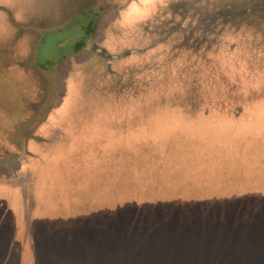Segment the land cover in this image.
<instances>
[{
  "label": "rangeland",
  "instance_id": "rangeland-1",
  "mask_svg": "<svg viewBox=\"0 0 264 264\" xmlns=\"http://www.w3.org/2000/svg\"><path fill=\"white\" fill-rule=\"evenodd\" d=\"M169 123L225 141L238 204L107 188ZM163 171V191L217 180ZM0 264H264V0H0Z\"/></svg>",
  "mask_w": 264,
  "mask_h": 264
},
{
  "label": "trees",
  "instance_id": "trees-1",
  "mask_svg": "<svg viewBox=\"0 0 264 264\" xmlns=\"http://www.w3.org/2000/svg\"><path fill=\"white\" fill-rule=\"evenodd\" d=\"M148 68L149 66L147 65L145 71H147ZM145 71L138 77L139 82H141L143 85L148 84V73ZM144 74H146V76H144ZM173 76L174 82L177 81L178 73H174ZM107 77L108 80H112V82H115V79H120L119 76H116L114 79L111 77V75H107ZM143 85H140L141 89L138 90L141 91L142 89H144ZM114 97L115 96H112V94L104 93L92 100H81L86 104L85 106H90L89 103L91 104L92 107L87 108L95 109L96 107H98V105L101 106L108 104L116 106V104H118L116 100H118L119 98H115V100L113 99ZM139 98L140 101H138L137 104L142 117H146L151 114L154 115L156 101H153L154 99L150 100L149 97H147V100L142 99V96H140ZM87 113H89V110L86 111L83 115H86ZM167 126L168 130H166V128L161 129V131H163V135L157 136L161 131L156 132L155 134H153V137L149 139V141L153 143L148 147V150L152 151L151 149H153V151H155L159 148V150L161 151L159 153H156V156L148 155L146 157H142L138 153L137 157L133 161L135 169L133 174H131L130 172V162H128V158L130 157L129 152L127 150H124L123 148L122 150L117 151L118 160L115 164V167H113L115 168V173L112 174L113 180H109L107 182V188L116 190L118 194H123V190L125 189V181L121 179L130 178L129 180L135 179L134 185L133 183L130 185L131 187H134L135 193H139L138 191L141 188L144 189L143 194H137L141 196L142 199L150 202H157V200H171L170 202L166 203L168 207L171 204L176 203L173 199L177 200L182 192L188 199L192 198L193 196H200V198H202L201 201L204 202L208 200L212 201L211 199H214V197H218L219 199H221V203L227 202V204L230 206H232V203L238 204L236 203L237 199L232 200L234 199L232 196L238 191V187L230 183L229 180L226 179L227 174L225 173L227 169L225 170V172H217L218 174L216 173V169L227 168V166L232 164L231 161H233L230 156L226 157L227 155H224L225 151H223V147L225 145V141L216 137H213L211 139L210 143L217 146L221 150L219 153H216L215 151H213V149L205 148L208 142L203 138L184 141V138L181 134H185V132L182 130V127L180 128V126H177L175 123H169ZM177 128L179 129V131ZM190 131L191 132L188 134V136L192 134V129ZM140 143H143L145 145V141L141 140ZM194 146H198V148L192 149ZM137 161L139 164H136ZM181 167L185 170L190 171H208L206 173L196 174L202 177L209 176V171L216 173L215 177H217V180L213 184V182L201 183L199 181L195 183L191 180L184 179L183 182L180 180V187H172L169 190L164 191L163 189L165 188V185H168L169 183L165 182L162 185L155 184L157 178H167L166 176L177 175L165 173L163 170H182ZM116 169H118L117 172ZM145 181H149V183H145ZM154 185L158 187L154 188ZM233 185L237 187L234 191H232ZM131 187L129 188L131 189ZM245 189L249 188L246 187ZM105 197L109 199L110 194L105 195L103 198ZM161 205L162 203H160L159 207ZM218 212L220 214L223 213L222 211Z\"/></svg>",
  "mask_w": 264,
  "mask_h": 264
},
{
  "label": "water",
  "instance_id": "water-1",
  "mask_svg": "<svg viewBox=\"0 0 264 264\" xmlns=\"http://www.w3.org/2000/svg\"><path fill=\"white\" fill-rule=\"evenodd\" d=\"M77 13H75L73 16L82 15V14H84L86 12L82 11V12H77ZM86 37H88V33H87L86 29H84V32H82V34L81 33L79 34V31H74L73 34H71V36H69V38L67 40H69V39H72L71 41L75 40L76 43H75L74 49H76V48L79 47V44L82 43V42H79V40L82 39V41H83L84 38L86 39Z\"/></svg>",
  "mask_w": 264,
  "mask_h": 264
}]
</instances>
